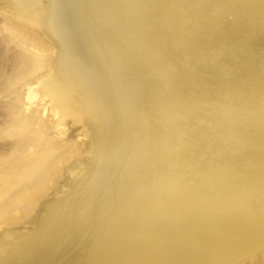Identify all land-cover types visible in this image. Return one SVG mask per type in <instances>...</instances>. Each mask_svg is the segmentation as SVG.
I'll list each match as a JSON object with an SVG mask.
<instances>
[{"label": "rangeland", "instance_id": "obj_1", "mask_svg": "<svg viewBox=\"0 0 264 264\" xmlns=\"http://www.w3.org/2000/svg\"><path fill=\"white\" fill-rule=\"evenodd\" d=\"M57 25L79 36L83 68ZM39 57L46 67L25 80L24 65ZM3 67L0 264L13 250L16 264H102L117 254V264H131L146 227L119 248L115 222L142 215L144 156L153 210L182 218L186 229L204 221L222 254L214 264H264V242L253 250L233 244L237 224L264 217V0H0ZM53 78L78 97L81 116L61 111L49 92ZM38 118L54 123L44 140L32 137ZM76 145L56 180L19 212L25 164H48ZM107 145L114 155L98 164ZM27 149L37 153L21 162ZM96 165L106 172L103 184ZM107 249L114 253L102 258Z\"/></svg>", "mask_w": 264, "mask_h": 264}, {"label": "bare ground", "instance_id": "obj_2", "mask_svg": "<svg viewBox=\"0 0 264 264\" xmlns=\"http://www.w3.org/2000/svg\"><path fill=\"white\" fill-rule=\"evenodd\" d=\"M56 29L57 31L60 30V32L61 29L62 31L63 29H65V31L61 32L60 35L63 36L65 40L64 41L65 44L63 45L65 47H68L69 50L71 51L70 58L75 62V65L80 68L86 66L87 63H85L86 59L84 57L85 53L83 47L80 46L78 43L79 42L78 40H80L79 36L75 34V32L71 29L69 25H57ZM46 59L48 58L39 57L38 60H33L31 63L24 65L23 67V72L25 74L24 79L31 81L33 79L31 76L34 72L39 73L46 67L45 65ZM110 68L112 69V67ZM0 71L6 72L7 69L6 67L5 68L3 67L0 69ZM114 72L116 73V71ZM32 88L33 86L28 90L27 99L29 102L33 103V101L35 100V94L32 91ZM49 92L60 103L61 106L60 108L62 112L81 116V113L79 111L77 112L76 109L78 103L77 101L78 97H76L69 88H62L58 84L55 78H53L49 86ZM126 103H127L126 104L127 111L129 114H131L130 111L133 105L131 102H126ZM42 112H43L42 114L46 113V116H49V111L47 112L45 110H42ZM130 119L133 120L134 118L130 117ZM53 124L54 123L50 121V119H45V120L40 118L36 119L34 122V126L36 128L33 130L32 137H38L39 138L38 140H44L45 136H49L53 132L52 131ZM96 134L99 138L102 137V133L100 130L96 131ZM18 135H20L21 137L22 133L19 131ZM30 137L31 135L28 136L26 135V138H30ZM47 141H50V138H47ZM78 145H76L72 149L55 151L50 155V159L49 160L47 159L48 164L39 163V161H31L25 164L22 173L23 179L20 182L22 183L21 185H24V192L19 194L16 198V204L19 212L26 211L27 208L29 209V205L31 203H35L38 197L41 194H43V191H45L46 188L50 187V183L56 180V174L58 173L59 167L61 166V164L66 163L67 156L71 151L78 150L79 147ZM51 146L52 147L58 146V144L54 142L52 143ZM24 147L27 148L28 145H25ZM5 150L6 151L3 152L4 161L6 163H11L13 161L11 159V156L14 154L15 151H13L9 147H7ZM43 150H44V145H41L39 147V152ZM35 153H37L35 150L32 151L27 149L26 152H24L26 156L22 158L21 162L29 159L30 155H33ZM112 155H114V151L110 148V145L105 146V148L101 147V149L99 150L98 164L103 159ZM143 159H144L143 162L139 163L140 166H143L141 168L142 171L138 173V177H139L138 179L140 181V184L141 183L142 184L140 185L136 183L137 184L136 193L141 201L140 213H142V215L131 214L126 217H124V215L123 216L120 215L115 222V227L119 228V232L115 231L116 236L114 237V242H116L119 248L124 247L126 244H131L139 234L136 233L139 232L141 228L146 227L145 240H143V242L139 244V247L132 246L130 248L132 254L135 253V250L137 248H140L141 250L137 254L135 253L136 255L133 254L131 256V258L129 259V263L131 264H210L212 263L214 264L213 262L221 258L222 254H220L221 252L220 253L217 252L215 249L214 243L216 244V241H214L213 243L208 236L204 235L206 233L205 231L204 232L202 231L204 221H201L200 223L195 224V226H191L188 229H186L185 226H183L182 224V220H181L182 218L180 219L175 215L170 216L169 218L163 217V215H160L158 212L153 210L152 206L150 207L149 200L147 198V196H149V191L148 189L145 188V182L147 181V179L151 177V174L148 172L147 167L145 166V162H147L146 156H144ZM97 166L98 165H96L95 169H99L97 173H99L101 177L100 183L103 184V182H105L106 179V172L104 170L102 171L101 167L97 168ZM136 178L137 176H135L134 179ZM109 188H111V185L109 186ZM39 189L42 190L41 193L39 192ZM25 204H29L28 207H24ZM124 211L125 210H123V212ZM159 224H162V228L157 227V225ZM214 226H211L209 228L210 231L214 230ZM238 227H240L241 230L235 235L233 241L234 246H237L239 242L241 243L243 242L249 247H251V250H253L256 249V247H259L264 242V217L250 220L247 223L243 222L241 224H237L236 229ZM142 233L140 232V234ZM223 233H225V231ZM146 240L149 241V243L145 244ZM112 253H114L113 249L104 250L102 253L103 256L102 258L108 257ZM10 255L7 258H5V260L7 259V261L6 262L4 261L5 263L2 264H16L19 257L18 251L13 250V253ZM117 255L116 258L110 257L102 264H117Z\"/></svg>", "mask_w": 264, "mask_h": 264}]
</instances>
